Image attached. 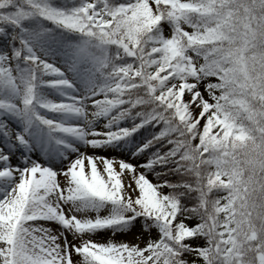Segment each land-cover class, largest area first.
<instances>
[{
	"label": "snow or ice",
	"instance_id": "obj_1",
	"mask_svg": "<svg viewBox=\"0 0 264 264\" xmlns=\"http://www.w3.org/2000/svg\"><path fill=\"white\" fill-rule=\"evenodd\" d=\"M0 264H264V0H0Z\"/></svg>",
	"mask_w": 264,
	"mask_h": 264
}]
</instances>
